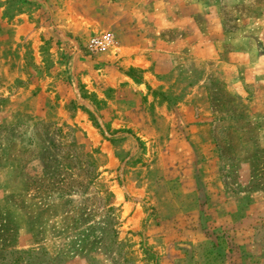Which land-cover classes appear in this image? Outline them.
Listing matches in <instances>:
<instances>
[{
  "label": "rangeland",
  "instance_id": "1",
  "mask_svg": "<svg viewBox=\"0 0 264 264\" xmlns=\"http://www.w3.org/2000/svg\"><path fill=\"white\" fill-rule=\"evenodd\" d=\"M0 264H264V0H0Z\"/></svg>",
  "mask_w": 264,
  "mask_h": 264
},
{
  "label": "built area",
  "instance_id": "2",
  "mask_svg": "<svg viewBox=\"0 0 264 264\" xmlns=\"http://www.w3.org/2000/svg\"><path fill=\"white\" fill-rule=\"evenodd\" d=\"M115 44H117L115 35L110 32L94 36L88 42V45L95 50H105Z\"/></svg>",
  "mask_w": 264,
  "mask_h": 264
},
{
  "label": "crops",
  "instance_id": "3",
  "mask_svg": "<svg viewBox=\"0 0 264 264\" xmlns=\"http://www.w3.org/2000/svg\"><path fill=\"white\" fill-rule=\"evenodd\" d=\"M154 14V12H153ZM131 47H134V48H138L139 45H132ZM140 50V47L138 48ZM136 58H139L141 60V62H146L147 64L150 63V65L153 63L152 60L148 59V56H145L143 57V54L141 52H139L137 55L135 56H131V55H128V56H125L122 60V62H126L127 60L131 62L132 65H134L133 63V60H135ZM139 65V67L142 69V73L145 75L147 73H150L151 75H154L152 71H149L148 70V65Z\"/></svg>",
  "mask_w": 264,
  "mask_h": 264
}]
</instances>
